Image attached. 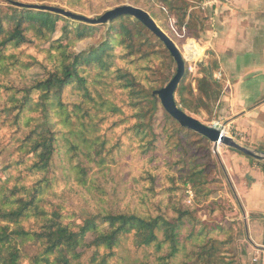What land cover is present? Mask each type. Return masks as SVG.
<instances>
[{
  "label": "trees",
  "instance_id": "trees-1",
  "mask_svg": "<svg viewBox=\"0 0 264 264\" xmlns=\"http://www.w3.org/2000/svg\"><path fill=\"white\" fill-rule=\"evenodd\" d=\"M156 1L165 10L162 12L166 18L171 22L176 19L179 32L188 35L194 24L193 11H189L188 15L190 0ZM30 5L66 9L30 0H0V56L5 57L8 50L32 42V36H36L43 43L52 41L47 51L49 58L55 59V64L47 69L44 78L20 91L23 93L21 98L13 95L14 100L10 103L17 104H6L4 107L7 112H15V121L20 127L27 111L40 110L39 118H34V125L22 139L21 149L33 154L34 163L30 169L43 177L31 186L9 187L0 176V264H81L83 256L91 250L93 254L89 264H112L119 258L127 264H173L178 259H182L181 264H235L236 259L230 253L231 246L235 244L234 225L226 215L228 210L232 211L233 206L224 197L225 189H219L223 184L221 177L216 175L217 166L211 150L213 142L201 133L183 126L167 111L156 93L169 84L178 68L165 43L142 21L125 15L107 23L108 30L100 44L77 52L72 49V43L94 36L100 27ZM150 14L155 21L157 17L160 18L159 12ZM60 21L66 23L62 31L66 34L67 43L52 38ZM170 32L167 34L173 39V31ZM150 37L156 41H151ZM117 43L128 52L125 56L130 58L141 54V58L146 60L151 55L161 54L165 58L170 57L176 64V72L171 78L165 77L161 85H150L148 89L129 70L120 68L114 71L116 80L122 81V87L128 90L138 109L137 129L132 130L140 141L143 160L150 158V162L155 165L163 160L171 173L172 185L163 189L158 175L147 170V177L134 178L140 185L148 183L142 185L147 189L142 198L145 211L104 209L95 213L88 212L72 222L67 221L62 208L51 203L47 209L43 197L44 183L50 184L47 174L60 155L59 142L63 135L59 129H55L53 112L58 109L59 114L64 113L63 94L67 88L76 86L84 95L91 96L85 72L89 69L110 72ZM156 45L159 48L153 53L147 51L150 47L156 48ZM211 67L213 71L217 68L215 63H211ZM186 74L176 91L178 106L191 115L216 105L222 95L223 82L210 77L207 71L197 79L195 93L194 89L185 85ZM3 88L9 91L7 85ZM36 92L40 93V102L32 107ZM192 98H197L200 103L194 106ZM74 107H80V104L76 103ZM160 109L162 120L158 116ZM65 112L68 117V110ZM86 114L84 112V116ZM82 126L87 129H81L76 135L83 133L87 138L88 123L84 121ZM105 146L106 140L97 149L89 151L86 158L94 162L101 161ZM72 148L77 149L74 144ZM73 157L76 155L71 159ZM72 167L76 169L77 178L81 182L86 181L93 168L84 163ZM176 184H181L182 189ZM190 194L193 197L188 202ZM158 196L163 198L154 199ZM31 218L37 219V230L26 229L23 224ZM27 241H35L39 245L38 252L32 257L25 256L22 251L21 246ZM127 242L135 248L137 256L139 253L143 255L133 259L132 250L126 248Z\"/></svg>",
  "mask_w": 264,
  "mask_h": 264
},
{
  "label": "rangeland",
  "instance_id": "rangeland-1",
  "mask_svg": "<svg viewBox=\"0 0 264 264\" xmlns=\"http://www.w3.org/2000/svg\"><path fill=\"white\" fill-rule=\"evenodd\" d=\"M38 4H51L61 6L66 9L85 14L90 17H99L106 11L124 4H132L147 10L150 13L160 14V18L156 20L160 27L168 34L173 31V40L179 49L183 48V44L187 38H193L207 45L210 40L207 38V31L211 28L209 20L215 17V9L217 5L212 4L206 6L205 3L209 0H190L188 7L189 11L194 13V24L188 35L181 34L178 30L176 19L170 21L162 12L160 2L156 0H30ZM220 2V0H219ZM5 5V3H1ZM181 13H177L178 15ZM176 16V15H175ZM188 17V16H187ZM176 18V17H174ZM173 19V18H172ZM171 22V24H170ZM65 22L60 21L57 24V31L52 35V38L62 39L67 43L65 32L62 27ZM108 25H96L99 30L94 36L85 39L77 40L72 43L71 47L77 52H81L91 48L94 45L100 44L106 36ZM177 30V32H176ZM63 33H62V32ZM32 42L23 45L19 48H12L6 52V56H0V176L6 180L9 187L14 185L31 186L43 177L40 173H33L30 169L34 163L33 154L28 150L21 149L22 139L30 131L34 125V118H39L38 111H27L24 114L22 124L15 121V112H7L4 110L6 104L13 106L17 102L11 104L14 100L13 95L21 98L26 87L35 84L37 80L46 76L47 69H51L55 64L54 58H49L48 49L52 46L51 42H42L41 38L32 36ZM72 41H74V37ZM151 41H156L150 37ZM207 40V41H206ZM117 43L113 50L115 55L114 65L110 72L99 71L98 69H89L85 72L88 76V87L91 96L84 95V92L76 86L67 88L63 94L65 102L64 113L59 114L58 109L53 112V121L55 129H59L62 133V138L59 142L60 155L55 160V165L47 174L50 184L44 183L45 190L43 192L44 204L49 209L51 203L59 205L64 212L67 221H75L80 216L84 217L86 213H95L104 209H139L145 211L143 205L145 191L147 189L142 186L148 185L143 182L141 185L135 180L147 177V170L153 171L158 175L159 183H163V189L172 185L170 179L171 173L168 170L166 163L161 160L157 165L150 162V158L143 160V150L140 148L139 139L135 136L132 129H137L138 109L135 108L130 93L122 87V81L116 80L115 70L127 69L134 73L138 82H141L146 89L150 85H161L165 77L171 78L176 72V64L170 57L160 55H151L150 58L143 60L141 54L134 58L125 56L128 52L124 51ZM150 47L147 49L149 53H153L155 49ZM211 46L208 49V58H205V64L198 63L197 72L194 73L187 70L185 77V85L187 88L194 89L197 93V79L202 77L208 71L207 65L214 63V59L210 54ZM7 85L9 91L3 88ZM179 100L178 95L176 96ZM188 97H191L188 94ZM35 103L32 107H36L40 102V93L36 92L33 95ZM193 99V98H192ZM80 104V107L75 108L74 104ZM200 103L197 98L193 99V105ZM216 105H210L201 109L198 113H190L195 118L199 119L206 125H210L216 118L214 108ZM17 110V109H15ZM69 116L66 117V112ZM84 112L87 113L84 116ZM160 120L163 118L162 110L158 114ZM88 123L89 132L87 138L85 134L76 135L81 129H87L82 126L83 122ZM29 128V129H28ZM99 138V141L97 139ZM106 140V146L102 160L90 161L86 158V154ZM76 145L77 149L72 148ZM228 147L220 144H211V150L216 163V175L222 180L223 186L227 192H230L229 186L226 185L225 175L220 165L221 152ZM76 155V157L72 156ZM78 163L92 166L89 171L86 181L81 182L76 175V169L72 166ZM179 177V173L177 174ZM135 178V180H134ZM180 178V177H179ZM142 180V179H141ZM143 181V180H142ZM182 189L181 184H176ZM142 191V194H141ZM183 193V190H181ZM224 197L232 204V211L226 213L229 222L234 225L231 218L234 216V204L230 200L228 194L224 192ZM163 196H158L154 199H162ZM153 203V201H152ZM26 229L37 230L38 221L31 218L23 222ZM233 238L235 244L230 248V253L235 257V264H263L260 259L253 257L246 250V236L241 226L234 227ZM22 251L25 256L32 257L38 252L39 245L35 241H27L22 246ZM126 248L132 250L133 259L142 256L143 253L135 254V248L126 243ZM125 253V252H124ZM92 250L86 253L81 264H89L92 257ZM257 260V261H256ZM182 259H178L173 264H181ZM112 264H127L124 260L118 259Z\"/></svg>",
  "mask_w": 264,
  "mask_h": 264
},
{
  "label": "crops",
  "instance_id": "crops-1",
  "mask_svg": "<svg viewBox=\"0 0 264 264\" xmlns=\"http://www.w3.org/2000/svg\"><path fill=\"white\" fill-rule=\"evenodd\" d=\"M214 13L207 31L217 67L212 74L221 72L223 78L215 79L224 84L216 118L240 145L264 153V0H220ZM220 165L234 227L241 226L246 250L264 264V160L228 147Z\"/></svg>",
  "mask_w": 264,
  "mask_h": 264
},
{
  "label": "water",
  "instance_id": "water-1",
  "mask_svg": "<svg viewBox=\"0 0 264 264\" xmlns=\"http://www.w3.org/2000/svg\"><path fill=\"white\" fill-rule=\"evenodd\" d=\"M18 4L23 5L21 3ZM30 6L42 10L54 11L66 17L72 18L74 20H79L91 25L107 24L115 20L116 18L125 15H131L139 19L165 43V45L171 52L172 56L175 58L178 65L176 75L169 82V84L166 87L156 92L157 94H159V97L161 98L162 103L164 107L167 109V111L170 114H172L177 120H179L183 126L188 127L208 137L214 144H223L228 147H232L239 151H242L243 153L255 159L264 160V153H260L259 151H255L240 145L232 136L225 135L220 130L210 125L204 124L199 119L195 118L192 115H189L185 110H183L180 106H178L176 101V91L178 89L181 80L184 78L186 74V63L175 41L158 25V23L155 21V19L151 16V14L148 11L144 10L143 8L133 6L131 4H124L106 11L98 18H92L82 14L74 13L67 9L54 7V6H47V5H30ZM200 63L205 64L204 59H201ZM207 68H208L209 76L212 77L213 74H212L211 65H207Z\"/></svg>",
  "mask_w": 264,
  "mask_h": 264
},
{
  "label": "built area",
  "instance_id": "built-area-1",
  "mask_svg": "<svg viewBox=\"0 0 264 264\" xmlns=\"http://www.w3.org/2000/svg\"><path fill=\"white\" fill-rule=\"evenodd\" d=\"M219 3V0H209L208 2L205 3L206 6L215 4L217 5ZM212 39H210L207 42V45H203L201 42L197 41L196 39L193 38H187L186 42L183 44L182 48V54L183 58L185 60L187 70L196 73L197 72V66L198 63H200L201 59L208 58V49L211 46ZM215 78L220 80L223 78V75L221 72H218L215 75ZM211 126L220 130L222 133L225 135H229L230 129L228 126L221 120V119H215L212 121ZM220 144H216V146H219ZM193 195L190 194V199L188 202H191Z\"/></svg>",
  "mask_w": 264,
  "mask_h": 264
}]
</instances>
